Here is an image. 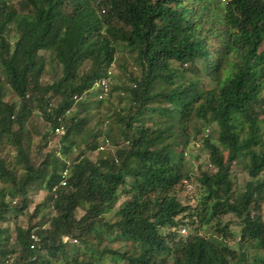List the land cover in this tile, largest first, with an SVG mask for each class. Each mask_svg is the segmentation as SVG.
<instances>
[{
	"label": "trees",
	"instance_id": "trees-1",
	"mask_svg": "<svg viewBox=\"0 0 264 264\" xmlns=\"http://www.w3.org/2000/svg\"><path fill=\"white\" fill-rule=\"evenodd\" d=\"M263 42L264 0H0V154L5 142L13 146L11 159L0 155V224L24 212L32 193H46L34 211L44 212V221L16 226L12 247L10 231L0 226V261L14 255L16 264H97L69 255L62 240L98 237L122 192L128 199L113 222L119 248L101 252L110 262L250 264L249 244L264 253V215L257 213L264 202V180L258 179L264 170ZM121 48L137 53L140 77L123 89L118 133L108 128L85 146L95 152L101 137L116 148L96 161L81 153L68 163L65 157L78 146L73 137L83 134L88 107L95 105L82 100L106 78ZM42 52L51 55L57 74L46 86ZM201 76L209 89L198 87ZM9 93L17 104L6 101ZM77 105L79 113L72 111ZM36 109L52 130L66 129L63 158L54 151L37 168L23 140ZM201 134L210 171L197 179L204 195L197 208L181 203L176 189L190 180L183 151ZM116 137L126 144L119 146ZM244 159L251 181L236 194L231 168ZM17 198L20 208L13 205ZM79 208L84 215L77 219ZM225 214L239 220L237 248L218 222ZM210 221L216 226L201 235ZM182 226L189 235H179ZM254 264H264V257Z\"/></svg>",
	"mask_w": 264,
	"mask_h": 264
},
{
	"label": "rangeland",
	"instance_id": "rangeland-1",
	"mask_svg": "<svg viewBox=\"0 0 264 264\" xmlns=\"http://www.w3.org/2000/svg\"><path fill=\"white\" fill-rule=\"evenodd\" d=\"M16 1L17 0H12V3H16ZM219 1L222 2L223 0ZM9 29H11V27H8V31L5 35L7 39L12 42L15 39L13 38L15 33L12 30L9 32ZM260 50H264V42ZM40 55L45 60L44 71L41 76V84L43 86H46L55 80V75L57 74L55 73V64L52 62L51 55L45 52H42ZM172 65L174 67L177 66L175 63H173ZM108 72V79H103L102 84H106V88L110 92V94L108 93L109 95H99V90H97L98 84H95L94 90H90L82 100L85 104L94 103L95 105H90V107L86 105L89 108L90 113L87 116V125L83 130V134L73 137V141L78 146L74 147L72 153L65 157V160L68 163L69 161L75 159L81 153H84L85 155L87 154V156L92 161H96L99 156L112 154L114 149L116 148V144L111 143L109 140L101 142V137L96 138L99 147L95 152L88 153L85 146L89 141L93 139V137L95 138L97 133H100L101 131L105 133L108 128L112 127L114 129V132L118 133V121L121 118L118 111L125 106V104L120 102V98H122L123 94V89H126L130 86V84L132 83L131 79L140 77V66L137 60V53L127 48H121L116 55L114 64L108 68ZM211 86L212 85L209 82V79L205 76H201V81L199 82L198 87L209 89ZM6 101L12 104L18 103L10 93L6 97ZM72 111H74L75 113H79L81 109H79L77 105V107L75 106ZM150 111L152 112L151 108H147L145 110V112ZM141 113H139V111H133V115L137 119H142L143 116H140ZM83 114L84 113H80L79 116H82ZM154 118L155 121L162 122V119L158 120L159 118L157 114L154 116ZM262 119H264V113L259 117V120ZM146 125H148V127L150 128L154 127L153 123H147ZM208 128L210 131L209 137L211 136V140L215 142L216 145L221 149L222 154H226V148L217 142V134L215 132H212V129L210 127L205 126L204 129ZM26 129L27 132L24 134L23 140L25 141V146L28 148L31 161L36 164L35 168H37V166H39V164L43 162V160L54 151H56L55 153L57 157L61 158L63 156L60 147V145L62 144L61 138L63 137V135H55L51 127L49 126V123H47L41 116V113H37V109L33 111ZM5 135L7 136L4 137L9 136L7 132L5 133ZM205 135L206 134H201L198 138L193 139V142H190V146L183 151V165L185 167V170L188 171L190 180H182L176 189L177 198L181 203L188 204L191 207L197 208H199L200 200L204 197L203 189H201V186L199 185L197 179L199 176H201L202 172L205 173V171H210V168L207 167L209 163V151L203 144V137H206ZM116 138L118 139L117 144L119 146L126 144L123 143L121 138ZM5 143L7 144V146L3 148L0 155L11 159L13 155V146L11 144L9 145L7 142ZM247 162V159L240 160L231 168L234 181V193L236 194L243 192L245 190V185L249 181H251V178L248 176L247 171L243 166L244 163L247 164ZM258 179L260 181L264 180V170L262 171V173H260ZM125 181L128 185L130 179H125ZM125 188L129 189L127 186ZM45 198L46 193L44 191L40 190L38 192L32 193L30 195L31 202L29 203V205H27V209H25L24 212L20 213L17 217L7 215V222L0 224L1 227L7 228L10 231L11 238L9 240V243L11 247L14 245V229L16 226L23 228H28L31 226L35 227L39 221H44V212H41L34 216V211L38 205H41L43 203ZM127 199V196L122 192L114 211H117V209L122 206L127 201ZM14 204H17V208H20L22 206L21 199L17 198L15 201H13V205ZM114 211L104 216L103 222L101 224V231L98 237L90 236L87 239L86 243H81L80 241L73 238L64 237L62 242L67 246L68 254L78 255L80 258L94 261L97 264H115L113 262H110L108 257L101 254L104 249L110 248L117 250L119 248V244L117 242H114L118 234L116 228L113 226L115 216ZM257 213L264 215V202L260 203V209L257 210ZM83 215L84 210L82 208H79L76 212V218L79 219ZM217 219L218 222H220V226H226L232 233L231 239L228 241V244L237 248L235 244L239 243L240 241V229L238 226L239 220L233 214L221 215ZM45 224L47 225V222ZM215 226L216 221H210L209 224L200 227L199 233L203 236H207L210 234V231L213 230L212 227ZM42 229H45V226ZM177 229L181 237H185L190 234V230L187 226H182L180 229L178 227ZM31 237L37 239V235L35 234V232L31 233ZM131 247L132 244L129 243L127 250H129ZM245 251L247 252V260L250 262V264H254L255 258L264 257V253L261 250L254 248V246H250V244ZM42 254L45 253L43 252Z\"/></svg>",
	"mask_w": 264,
	"mask_h": 264
},
{
	"label": "built area",
	"instance_id": "built-area-1",
	"mask_svg": "<svg viewBox=\"0 0 264 264\" xmlns=\"http://www.w3.org/2000/svg\"><path fill=\"white\" fill-rule=\"evenodd\" d=\"M108 75H109V72L107 73L105 79H108ZM102 82H103V80L98 81V82H96L95 84H96V85L98 84L97 87H100V88L102 89V91H103V95H104V94L107 95L108 90H107V88H106V84H102ZM105 88H106V91H105ZM101 95H102V94H101ZM52 131H53V133H54L55 135H58V134L64 135V133H65V129H64L63 127H57V128H55V129H53ZM58 136H59V135H58ZM66 175H67V172H64V176H66ZM61 185H65V179L62 181ZM31 238H32L35 242L38 241V238H37V239H35L34 237H31ZM0 264H16V263H15V256H14V255H13V256H12V255H8L4 260L0 261Z\"/></svg>",
	"mask_w": 264,
	"mask_h": 264
},
{
	"label": "clouds",
	"instance_id": "clouds-1",
	"mask_svg": "<svg viewBox=\"0 0 264 264\" xmlns=\"http://www.w3.org/2000/svg\"><path fill=\"white\" fill-rule=\"evenodd\" d=\"M224 1V0H223Z\"/></svg>",
	"mask_w": 264,
	"mask_h": 264
}]
</instances>
